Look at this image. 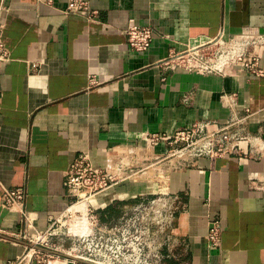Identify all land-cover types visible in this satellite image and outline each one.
Masks as SVG:
<instances>
[{
	"label": "crops",
	"instance_id": "obj_1",
	"mask_svg": "<svg viewBox=\"0 0 264 264\" xmlns=\"http://www.w3.org/2000/svg\"><path fill=\"white\" fill-rule=\"evenodd\" d=\"M69 1L0 0L10 55L0 66V264H46L26 257L23 235L71 209L66 174L81 155L96 166L137 162L133 179L93 201L105 216L161 190L183 199L176 232L185 264H264V77L171 72L162 63L221 33L264 34V0H83L84 14H68ZM131 25L153 31L148 51L129 47ZM232 117L245 119L250 141L195 166L175 168L167 143L144 140L198 121L214 130ZM8 189L26 196L4 210ZM214 221L216 248L208 243Z\"/></svg>",
	"mask_w": 264,
	"mask_h": 264
},
{
	"label": "built area",
	"instance_id": "obj_2",
	"mask_svg": "<svg viewBox=\"0 0 264 264\" xmlns=\"http://www.w3.org/2000/svg\"><path fill=\"white\" fill-rule=\"evenodd\" d=\"M67 13H88V6L83 0H70ZM94 14L96 13H90L86 16L88 19H92ZM3 29L4 26L0 23V66L10 61V55L3 43ZM127 37L129 47L133 51L141 53L150 49L154 34L150 28L131 25L127 30ZM263 49L264 34L252 29H242L229 36L221 33L215 39L189 47L181 53L172 55L162 63L171 72L221 77L237 74L264 77L262 55L260 54ZM221 98L225 100L230 99L231 96L222 95ZM244 120L232 117L226 123L216 126L214 130L211 129L212 123L210 121H198L191 127L178 129L171 136L154 134L144 140L149 147L160 142L167 143L170 147V157L177 159L174 167H190L195 166L203 158L228 157L240 150V147L236 145L250 141V136L242 131ZM136 163L134 158L117 157L110 159L105 166H96L88 155H81L70 166L66 174L65 186L73 199V205L68 212L73 211L75 217L78 215L85 217L87 219L85 224L91 223L95 227L94 232L90 230L91 232L87 233L86 229V232L81 235V242L86 245L80 248L82 255L73 258L91 264L113 261L118 257L120 251L125 250V247L118 245L115 250H112L113 248L109 247V244L114 247L118 241L111 238L110 233L119 232L122 233L123 237L130 236V240L137 241L138 238L131 234L130 230L131 227H133L132 230H135L138 221L136 213L141 210L146 211L145 216L146 219L148 218L143 221V224L148 226L145 230L148 235L151 234L150 226L153 224L166 223L173 228V224L183 212L185 205L181 197L171 195L166 190H161L154 196H142L135 199L137 200L136 204L125 209L126 214L121 219L124 221V226L120 223L108 224L111 215L105 216L103 212L105 209L102 210L93 202L96 197L114 185L133 179L137 174ZM25 196L23 189L6 190L2 208L4 210L11 209L16 203L22 202ZM74 206L81 207L79 210H72ZM23 219L30 225L32 221L30 215L24 216ZM43 232L37 231L36 234ZM23 238L27 241L29 239L26 235H23ZM220 241L221 225L218 221H214L211 223L208 233L209 246L216 248ZM138 246L133 247V250L136 251ZM29 249L31 247H28ZM138 250L140 251V249ZM27 257L38 263L45 261L44 257L40 255L32 254ZM67 260L69 261V259ZM71 260L72 263L78 262ZM52 261L53 259L46 260V264H56L57 262V260L54 263ZM19 263L20 261L16 264Z\"/></svg>",
	"mask_w": 264,
	"mask_h": 264
},
{
	"label": "rangeland",
	"instance_id": "obj_3",
	"mask_svg": "<svg viewBox=\"0 0 264 264\" xmlns=\"http://www.w3.org/2000/svg\"><path fill=\"white\" fill-rule=\"evenodd\" d=\"M136 202L137 200H133L131 205L136 204ZM145 213L144 210L136 213L138 221L135 230H132L133 227L130 230V233L138 238L137 241L130 240V236L123 237L122 233L119 232L113 231L110 233L111 238L117 239L118 242L114 247L109 244V247L115 250L118 245H123L125 250L120 251L118 257L113 261H103V264H185V252L176 232L179 216L176 223L173 224V228L166 223L153 224L150 226L151 234L148 235L145 233L148 226L143 224V221L148 219H146ZM125 214V210H119L117 214L111 215L107 223L111 225L120 223L124 226V221H121V219ZM86 220L81 215L75 217L73 211L68 212L59 221L55 222L50 229L41 234H34L28 239L31 249L27 251L26 257L34 254L35 256L45 257V260L66 261V259H69V262H72L73 257L82 255L80 248L86 245L81 242V235L86 232V229L87 233L91 232L90 230L95 231L93 224H85ZM135 231L137 232L135 233ZM94 243L96 244V241ZM135 246H138L136 251L133 250ZM77 264L82 263L77 262Z\"/></svg>",
	"mask_w": 264,
	"mask_h": 264
},
{
	"label": "water",
	"instance_id": "obj_4",
	"mask_svg": "<svg viewBox=\"0 0 264 264\" xmlns=\"http://www.w3.org/2000/svg\"><path fill=\"white\" fill-rule=\"evenodd\" d=\"M73 260H76V261H78V262H80V263H84V264H91V263L84 262V261H82V260H80V259H77V258H74Z\"/></svg>",
	"mask_w": 264,
	"mask_h": 264
},
{
	"label": "bare ground",
	"instance_id": "obj_5",
	"mask_svg": "<svg viewBox=\"0 0 264 264\" xmlns=\"http://www.w3.org/2000/svg\"><path fill=\"white\" fill-rule=\"evenodd\" d=\"M81 206H74L72 210H79Z\"/></svg>",
	"mask_w": 264,
	"mask_h": 264
}]
</instances>
